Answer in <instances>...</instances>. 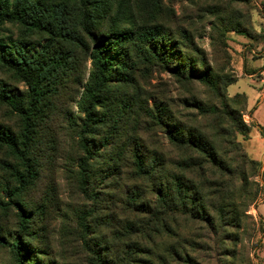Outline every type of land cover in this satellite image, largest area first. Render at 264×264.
I'll use <instances>...</instances> for the list:
<instances>
[{
  "label": "rangeland",
  "instance_id": "obj_1",
  "mask_svg": "<svg viewBox=\"0 0 264 264\" xmlns=\"http://www.w3.org/2000/svg\"><path fill=\"white\" fill-rule=\"evenodd\" d=\"M132 2L136 15L145 18L148 1ZM155 11L156 22L184 44L182 62L192 58L195 67L204 71L198 65L204 58L219 92L230 99L243 92L247 106L252 110L257 107L264 88V0H157ZM7 36L24 40L27 46L43 39L41 34H25L10 24L0 28V38L6 41ZM193 46L196 52L190 50ZM84 68L85 64L76 60L56 92L50 87L43 89L45 96L36 106L33 133L28 137L36 167L18 200L11 195L22 187L16 175L24 167L13 150L0 146V237L11 241L18 234L26 239L25 245L34 250L32 264H115L127 253L131 259L123 264L264 262V145L254 140L242 145L251 158L259 160L258 165L227 153L221 159L229 171L204 162L201 169L194 167L189 173L181 170L191 163L186 152L172 148L164 126L145 111L166 104L179 121L198 124L212 134L209 115H198L197 108L220 107L221 98L214 87L194 79L180 81L157 66L150 72L136 71L135 83L126 94L135 104L130 111L120 112L121 117L115 114L120 120L117 129L104 127L102 137H95L107 147L97 154L92 149L95 169L83 180L78 164L85 156L66 119L79 114L75 104L81 88L73 82L86 78ZM230 79L233 83L224 89V82ZM0 83L17 95H28L26 85L2 66ZM243 101L239 96L232 105L238 107ZM247 114L245 110L242 115L245 123ZM251 125L259 131L257 125ZM26 127L20 115L0 105V129L20 134L21 143L25 142ZM242 138L247 137L237 134V140ZM218 143L219 148L225 147ZM135 145L146 156L162 160L165 176L173 170L195 183L202 195V216L192 217L188 210L169 206L158 196L154 177L133 171L130 153ZM103 153L113 164L111 170L99 164ZM240 170L245 174L242 182ZM225 206L231 214L222 220ZM21 211L30 216L28 231L19 220ZM0 264H15L6 246H0Z\"/></svg>",
  "mask_w": 264,
  "mask_h": 264
},
{
  "label": "trees",
  "instance_id": "obj_2",
  "mask_svg": "<svg viewBox=\"0 0 264 264\" xmlns=\"http://www.w3.org/2000/svg\"><path fill=\"white\" fill-rule=\"evenodd\" d=\"M147 1L149 9L142 19L134 12L132 0H0L1 29L5 24H10L25 34L43 35L42 41L31 46L19 38L7 36L6 41L0 38V66L11 72L28 89L26 97L20 96L0 83V105L10 107L26 121L27 126L25 142L21 143L18 140L20 134L0 129V146L13 150L24 167V171L16 175L17 183L22 187L13 192L11 197L18 200L21 190L30 184L34 175L36 162L30 156L32 149L28 142L31 138L28 137L33 133L31 122L34 123L32 120L36 106L45 96L42 94L43 89L50 87L56 92L60 88L59 82L75 68L76 60L85 64L84 75H87L73 82L81 88L79 100L75 104L79 114L69 116L66 121L76 133L85 156L78 164L81 179L86 180L95 169L91 164L92 149L97 154L107 147L105 141L96 142L95 137H102L104 127L117 129L120 120L115 119V114L121 117L120 112L124 114L134 106V98L126 94L127 88L135 83V72L149 71L155 66L169 71L180 81L194 79L208 83L221 98L220 107L212 104L211 107L198 105L197 108L198 115H209L214 131L212 134H208L198 124L179 121L166 104L162 107L155 104L153 109L145 110L148 116L164 126L169 145L186 152L185 158L191 163L181 170L189 172L194 167L201 169V164L206 162L227 172L229 167L221 159L227 153L236 154V157L252 166L258 165L256 160L248 157L237 140V134L247 137L251 128L242 118L246 110L245 94L238 93L230 99L223 91L219 92L217 80L205 66L204 58L198 64L204 71L195 67L192 58L182 62L184 44L173 39L170 29L164 24L156 22L157 0ZM190 50L196 52V46ZM233 81L224 82V89ZM239 96L244 101L235 107L232 103ZM258 128L264 138V125H258ZM218 141L225 147L219 148ZM101 156L103 161L99 163L100 166L111 170L113 164L107 159L109 156L104 153ZM130 160L137 175L154 177L158 196L169 206L188 210L192 217L203 215L202 195L193 181L173 170L165 176L162 160L146 156L139 145L132 147ZM239 178L241 182L245 180L242 170ZM226 214L230 215L231 212L226 211L225 206L222 220ZM19 215L22 227L28 231L30 216L25 211ZM207 221L211 223V218ZM24 240L18 234L11 241L0 237V246H6L12 252L15 264H32L34 250L29 249V244L25 245ZM126 256L115 264H123V261L131 259L130 254L129 258Z\"/></svg>",
  "mask_w": 264,
  "mask_h": 264
},
{
  "label": "crops",
  "instance_id": "obj_3",
  "mask_svg": "<svg viewBox=\"0 0 264 264\" xmlns=\"http://www.w3.org/2000/svg\"><path fill=\"white\" fill-rule=\"evenodd\" d=\"M250 77V76H249ZM252 81V79H251ZM263 81H261L262 83ZM261 92V98L259 100V103L257 104V107H254V109H250L248 106H247V101H248V97L247 95L245 94L246 98H247V101H246V111H249V114H247V119H245L246 123L248 125H251V123H254L255 125H258L259 126H263L264 125V117L262 116V113H264V108H262L263 106V103H264V88L260 91ZM243 93V92H242ZM256 127H254V125H251V128H250V131L247 135V138L246 139H243V140H239L241 142V144L243 145V147H245V141H256L257 143L259 144H263L264 145V138L261 137L259 131L257 129H255ZM259 141V142H258ZM244 150L246 151V149L244 148ZM247 153V151H246ZM248 155V153H247ZM249 156V155H248ZM249 158H251L249 156ZM251 159H254L256 161H259L258 159H255V158H251ZM258 264H264V262H261L259 261L258 259Z\"/></svg>",
  "mask_w": 264,
  "mask_h": 264
},
{
  "label": "built area",
  "instance_id": "obj_4",
  "mask_svg": "<svg viewBox=\"0 0 264 264\" xmlns=\"http://www.w3.org/2000/svg\"><path fill=\"white\" fill-rule=\"evenodd\" d=\"M254 264H258L257 260L254 262Z\"/></svg>",
  "mask_w": 264,
  "mask_h": 264
}]
</instances>
